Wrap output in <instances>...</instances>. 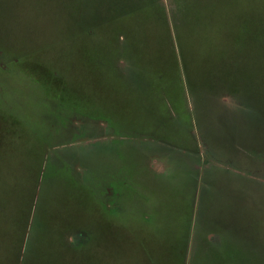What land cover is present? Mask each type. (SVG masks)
Listing matches in <instances>:
<instances>
[{
    "label": "rangeland",
    "instance_id": "obj_1",
    "mask_svg": "<svg viewBox=\"0 0 264 264\" xmlns=\"http://www.w3.org/2000/svg\"><path fill=\"white\" fill-rule=\"evenodd\" d=\"M5 62L0 264H264V0H0Z\"/></svg>",
    "mask_w": 264,
    "mask_h": 264
},
{
    "label": "flooded vegetation",
    "instance_id": "obj_2",
    "mask_svg": "<svg viewBox=\"0 0 264 264\" xmlns=\"http://www.w3.org/2000/svg\"><path fill=\"white\" fill-rule=\"evenodd\" d=\"M6 60H10V59H6ZM7 65H9V64L7 62H5V64L3 66H0V70L1 71H6ZM62 112L63 113L64 112H74V109H72V108L62 109ZM54 125H58V123L57 124H53V125L50 126L51 127L50 128L51 132L56 131V127ZM77 233H78V239L82 240L84 238V235L86 234V231L80 230V231H77Z\"/></svg>",
    "mask_w": 264,
    "mask_h": 264
}]
</instances>
